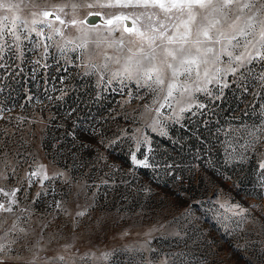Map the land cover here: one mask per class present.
<instances>
[{
  "label": "snow or ice",
  "instance_id": "6c2138e0",
  "mask_svg": "<svg viewBox=\"0 0 264 264\" xmlns=\"http://www.w3.org/2000/svg\"><path fill=\"white\" fill-rule=\"evenodd\" d=\"M101 45L130 55L122 63ZM25 76L28 105L79 97L59 117L8 115L25 103L0 102V264H208L191 205L150 218L153 189L138 176L163 169L182 183L157 141L173 143L171 128L191 131L193 119L209 125L229 93L246 103L217 129L229 137L223 164L252 153L264 200V0H0V100ZM219 208L246 237L245 264H264V208L227 198Z\"/></svg>",
  "mask_w": 264,
  "mask_h": 264
},
{
  "label": "rangeland",
  "instance_id": "374dc122",
  "mask_svg": "<svg viewBox=\"0 0 264 264\" xmlns=\"http://www.w3.org/2000/svg\"><path fill=\"white\" fill-rule=\"evenodd\" d=\"M52 2L55 3L58 0H52ZM67 11L71 12V9L69 8ZM99 11L110 12L118 10L100 9ZM90 19L100 26L101 31L108 27V25L103 23V18L101 17ZM117 23L119 22H114L113 27ZM45 31L47 32L48 30L46 29ZM68 32H71L73 36L79 35L76 29L72 27L68 28ZM103 34L106 35L107 33ZM118 36L119 32L113 34V38ZM56 39H60V37H56ZM89 47L92 48L94 45L90 44ZM100 50L106 51L109 55H120L122 63L124 57L130 55L126 48L121 49L118 46L106 48L105 45H101ZM113 67L116 66L113 65ZM25 80H27V76L23 80L12 81L9 90L5 91L4 97L0 100L4 104L25 103L23 110L17 106L8 115L15 116L21 112L24 115H40L37 110L43 108L42 115L44 117H48L52 113L59 117L65 113L66 107L71 106L76 98L79 97V93H75L67 99L66 105L59 108L49 101H45L44 104L28 105L22 99L24 90L30 86L24 82ZM33 91L38 92V89L33 87ZM9 92H11L10 97ZM150 98L151 94L146 97L149 100ZM170 103L172 108L177 107L174 101H170ZM244 103L246 102H241L238 97L229 93L227 102L221 105L223 110L217 108L215 115L209 113L207 117L203 118L209 119L210 117L209 125L200 124L199 119H193L189 123L191 131H185L178 126L171 128L173 143H169L166 139L157 141L159 147L157 158L162 162L175 160L180 165L175 170L176 173L184 177L182 183L174 180L172 176L164 175L163 169L159 170L158 175L152 170L143 169L138 176V183L150 184L153 189L151 198L147 201H142L150 218L160 214L180 213L191 205L190 211L192 212L193 223L199 229L204 242L207 244L208 264H245L248 258V253L242 250L246 244L245 235L239 229L232 231L235 227L234 218H225L227 214L223 213V210L219 208V201L227 198L229 202L257 205L259 208H264V200L259 199L257 196V193L260 192V177L257 172L258 160L256 157L252 153H247V155L252 157L250 160L225 167L223 161L226 156L225 149L229 147L226 143L229 137L220 134V138L216 139L217 129H228L231 117L240 113ZM50 104L52 106L48 107ZM104 106L107 107V102H105ZM172 108L162 109V112L171 113ZM93 111L95 112V108H93ZM243 119L245 122H250L248 117ZM37 135L39 136V132H37ZM202 137H207L211 140L216 145L215 149L209 152H202V147H208L207 144L202 145L200 143ZM242 144V140L240 144H236L235 140L232 141V145L236 147L237 151H243L240 146ZM117 155L120 156L121 160H125L122 153L118 152ZM197 156L199 158H196ZM208 161H214L219 171L210 167ZM197 165H200V167L197 168ZM228 170H230L229 174L227 173ZM227 177H231V179H227ZM251 227L249 225L250 229ZM251 234L253 239H255V232ZM106 239L111 241V236L105 238V236L101 235L100 242L103 243ZM238 249L241 250L238 251ZM117 264H123V262L118 259Z\"/></svg>",
  "mask_w": 264,
  "mask_h": 264
},
{
  "label": "trees",
  "instance_id": "16d2710c",
  "mask_svg": "<svg viewBox=\"0 0 264 264\" xmlns=\"http://www.w3.org/2000/svg\"><path fill=\"white\" fill-rule=\"evenodd\" d=\"M230 170H231V169H230ZM230 170H228V172H227L228 174L230 173Z\"/></svg>",
  "mask_w": 264,
  "mask_h": 264
}]
</instances>
